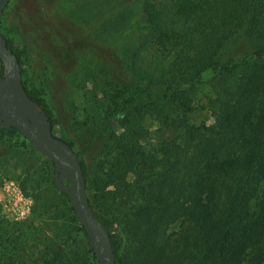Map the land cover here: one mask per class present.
Returning a JSON list of instances; mask_svg holds the SVG:
<instances>
[{
	"label": "rangeland",
	"instance_id": "rangeland-1",
	"mask_svg": "<svg viewBox=\"0 0 264 264\" xmlns=\"http://www.w3.org/2000/svg\"><path fill=\"white\" fill-rule=\"evenodd\" d=\"M142 1L11 0L2 21L4 34L21 50L23 80L44 97L58 134L74 143L86 164L91 203L111 220L119 237V264H136L138 252L143 257L152 253L153 241L163 246L171 237L174 245V237L197 212L181 191L189 175H198V169L186 168L194 146L190 142L186 151V129L212 127L227 88L236 83L234 76H210L185 104L164 102L147 112L141 118L146 155L130 171L124 168L110 178L114 137L124 127L108 111L113 90L107 81L132 79L133 70H125V64L134 52L132 80L137 84L170 76L172 55L151 38ZM155 1L161 18H170L172 0ZM250 45L241 39L228 45L229 52ZM182 117L187 120L183 126ZM54 176L48 157L22 145L15 132L0 134V264H96ZM261 258L257 251L254 261L243 264Z\"/></svg>",
	"mask_w": 264,
	"mask_h": 264
},
{
	"label": "trees",
	"instance_id": "trees-1",
	"mask_svg": "<svg viewBox=\"0 0 264 264\" xmlns=\"http://www.w3.org/2000/svg\"><path fill=\"white\" fill-rule=\"evenodd\" d=\"M169 14L170 18H161L155 0L142 1V15L151 38L172 55L168 79L149 84L133 81L138 54L134 52L125 64V70H133L132 79L125 77L123 83H117L119 87L114 79L107 81L113 90L108 111L124 127L114 137L110 178L117 177L124 168L130 171L136 160L146 155L143 143L147 132L141 118L147 112L164 102L185 104L210 76H234L236 83L227 88L212 127L186 129V151L190 142L194 144L190 147L192 161L186 168L189 172L198 169V175H189L188 187L182 186L181 191L190 208L197 211L194 219L186 221L184 230L174 237V245L171 237L163 246L153 241L152 253L143 257L138 252L136 264H173L176 258L187 264H243L254 261L257 251L262 256L257 264H264V0H172ZM241 39L249 42L250 48L230 53L228 45ZM7 41L24 75L18 43L9 37ZM23 82L29 95L47 111L54 135L68 141L77 152L89 189L86 164L74 143L58 134L59 125L41 93ZM182 118L181 126L187 122L186 116ZM6 132H15L22 145L38 150L17 128L0 126V134ZM62 194L88 237L67 194ZM95 212L111 233L119 264V237L111 220ZM89 248L92 260L99 264L90 242Z\"/></svg>",
	"mask_w": 264,
	"mask_h": 264
},
{
	"label": "water",
	"instance_id": "water-1",
	"mask_svg": "<svg viewBox=\"0 0 264 264\" xmlns=\"http://www.w3.org/2000/svg\"><path fill=\"white\" fill-rule=\"evenodd\" d=\"M10 0H0V22ZM0 126L15 127L55 166V184L67 194L80 223L84 226L99 264H117L111 233L90 202L81 160L68 141L56 137L47 111L33 99L23 82L22 66L9 48L0 27Z\"/></svg>",
	"mask_w": 264,
	"mask_h": 264
},
{
	"label": "flooded vegetation",
	"instance_id": "flooded-vegetation-1",
	"mask_svg": "<svg viewBox=\"0 0 264 264\" xmlns=\"http://www.w3.org/2000/svg\"><path fill=\"white\" fill-rule=\"evenodd\" d=\"M10 2H11V0H10ZM9 2V3H10ZM8 6H9V4L7 5V7L4 9V11H3V14H2V18H1V22H0V27H1V30H2V21H3V17H4V15H5V11H6V9L8 8ZM2 32H3V30H2ZM3 34H4V32H3ZM5 35V34H4ZM0 73L3 75L4 74V67H3V62H2V60L0 59Z\"/></svg>",
	"mask_w": 264,
	"mask_h": 264
}]
</instances>
